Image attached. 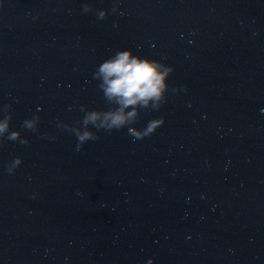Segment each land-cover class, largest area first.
<instances>
[{
  "label": "water",
  "instance_id": "95a60500",
  "mask_svg": "<svg viewBox=\"0 0 264 264\" xmlns=\"http://www.w3.org/2000/svg\"><path fill=\"white\" fill-rule=\"evenodd\" d=\"M0 4V109L29 141L0 143V264H264V0ZM128 49L174 69L133 126L164 124L77 151L58 125L115 107L94 73Z\"/></svg>",
  "mask_w": 264,
  "mask_h": 264
},
{
  "label": "clouds",
  "instance_id": "9594fccd",
  "mask_svg": "<svg viewBox=\"0 0 264 264\" xmlns=\"http://www.w3.org/2000/svg\"><path fill=\"white\" fill-rule=\"evenodd\" d=\"M118 8L119 0H116V6L113 7L112 12L118 11ZM83 11L91 12L93 9L85 4ZM107 15L108 12L105 10L97 11V16L101 20ZM173 71L171 66L158 60L134 55L131 49L117 51L113 56L104 60L94 73V79L100 81L99 88L105 99L115 107L105 111L88 110L81 106L80 111L85 115L78 127H71L63 122L58 126L75 134L78 140L77 151L82 149L86 142L99 138L89 126L109 134L114 130L127 127L134 141L150 136L164 124L162 117L150 120L143 129H137L133 125L139 118L141 109L159 110L167 101L168 78ZM10 108L11 105H6L0 109V113H3L0 118V143L6 139L26 145L29 141L22 138L19 131H13L10 128L12 120ZM39 120L38 115L26 119L23 121V127L36 131ZM21 163L22 158L16 157L8 165L7 172L14 174ZM148 264H152V261L149 260Z\"/></svg>",
  "mask_w": 264,
  "mask_h": 264
}]
</instances>
